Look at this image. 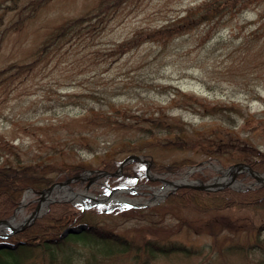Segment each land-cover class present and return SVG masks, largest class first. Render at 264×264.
Here are the masks:
<instances>
[{"label":"rangeland","instance_id":"1","mask_svg":"<svg viewBox=\"0 0 264 264\" xmlns=\"http://www.w3.org/2000/svg\"><path fill=\"white\" fill-rule=\"evenodd\" d=\"M208 2L218 12L200 22L197 11ZM159 117L183 123L187 133L174 138L139 129ZM214 132L225 141L222 160L245 151L243 139L264 151V0H0V159L13 147L26 161L46 163L53 177L62 167L83 166L86 176L72 189L95 196L109 186L106 177L87 171L102 169L106 159L138 153L160 164L192 162L175 172L154 171L148 184L114 194L127 203L86 197L90 205L84 209L101 225L135 237L164 234L179 219L199 227L207 215L196 220L192 209L168 210L160 206L166 196L146 191L164 185L157 177L182 178L191 169L206 180L220 175L223 167L211 156ZM249 155L242 154L245 161ZM238 179L237 189L254 182L248 174ZM36 197L27 191L15 221L35 206ZM228 214L264 223V209L238 207ZM183 228L169 238L200 254L156 255L148 264L245 262L218 254L230 229L214 242L208 231ZM260 237L264 241V230ZM69 242L75 264H87L95 246ZM130 255L104 264H136ZM249 256L250 264H262L264 248Z\"/></svg>","mask_w":264,"mask_h":264},{"label":"trees","instance_id":"2","mask_svg":"<svg viewBox=\"0 0 264 264\" xmlns=\"http://www.w3.org/2000/svg\"><path fill=\"white\" fill-rule=\"evenodd\" d=\"M214 2H208L203 5L202 9L197 11L198 20H210L217 13ZM183 29L189 27L188 16L182 22ZM170 29L169 33L178 32V28ZM161 28L159 32L165 31ZM143 129L152 134L155 132H166L168 136L180 138L187 133L183 123L166 118H154L150 125ZM210 138L212 147V157H214L222 166L229 163L244 160L242 154L251 153L247 159L251 167L255 170H264V151L255 147L252 142L243 139L245 151L237 150L227 161L220 159L218 153L225 148L223 137L216 135V132ZM227 141L231 139L230 131L225 134ZM173 144L182 145L181 142ZM171 144V143H170ZM237 146H241L237 144ZM10 156L0 159V219L8 218L19 204L23 192L27 188L40 190L48 186L55 178L63 179L72 176L83 169V166L68 165L62 167L63 173L58 177H53L48 172L46 163L41 164L37 159L24 160L17 149L11 147L8 149ZM211 159V157H210ZM186 159L173 161L167 164H160L152 161L151 170L175 172L180 170ZM119 165V160L109 158L103 161L102 169L113 171ZM145 165L138 161L128 162L124 165L122 173L118 176H107L106 183L109 186H130L138 183H149L146 179ZM195 176L202 177L200 174ZM167 207L168 210L182 209L184 211L192 209L195 211V219L207 215L208 218L203 220L199 227H190L187 220H178L176 225H170L163 231L164 234L157 235L152 232L141 234L140 236H127L112 228L101 225L94 219L86 209H77L67 202H53L49 205L47 211L37 217L30 225L22 231L13 233L1 240H7L13 243L12 248L0 249V264H75L76 255L73 254L74 247L69 241H81L90 244L95 248L91 249L90 256L87 257V264H104L105 260L116 258V255H130L136 264H148L156 255L182 254L184 256L199 255L200 250L194 251L188 245L176 242L170 239L172 235L180 232L182 225L186 233L198 231H208L216 241L224 229H230L231 235L225 231L221 239L223 242L218 243V254L226 256L228 254L242 257L245 261L243 264H250L249 255L254 248H264V241L261 240L260 233L264 230V223L254 225L251 220L245 219L238 221L229 217L228 211L238 207H250L255 209H264V185H256L243 190H236L231 187H224L217 190H204L190 187H181L170 193L164 202L160 205ZM29 207L28 209H32ZM159 208V206L157 207ZM156 209V208H153ZM154 211V210H153ZM85 222L87 228L80 233L60 236L61 231L69 225ZM158 227V226H156ZM154 227V228H156ZM176 227V229H174ZM158 229L161 230L160 227ZM174 229V230H173ZM150 230V229H149ZM181 230V231H182ZM152 231V230H151ZM199 231V232H200ZM148 236V237H147ZM263 241V242H262ZM220 246L221 244H224ZM76 253V252H75ZM241 255V256H240ZM264 264V260L262 261Z\"/></svg>","mask_w":264,"mask_h":264},{"label":"water","instance_id":"3","mask_svg":"<svg viewBox=\"0 0 264 264\" xmlns=\"http://www.w3.org/2000/svg\"><path fill=\"white\" fill-rule=\"evenodd\" d=\"M139 160V161H145L147 163V166L149 164L148 161L144 160L140 155H136V154H131V155H128L127 157H125L118 170H116L115 172H113V174L117 173L122 165L130 160ZM246 169L247 170V173L251 176H253L257 182H260L262 184H264V177H263V173H260V172H257L255 170H253L248 163H245V162H239V163H235V164H232V165H229L225 171L223 172V175H229L228 179L226 178H222V179H216L215 181H200V180H196V181H188V182H182V183H175L174 181H170V183H173V186H174V189L177 188V187H181V186H189V187H194V188H200V189H217V188H220V187H223V186H228V185H231L233 183V181H237L236 179V174L242 169ZM148 169V167H147ZM101 173L97 174V175H100ZM103 174V173H102ZM96 175V176H97ZM80 176H76L75 178H78ZM73 178H68V179H65V180H62V181H57L53 184H51L48 188L46 189H43V190H40L38 191L37 193L39 194L38 198H37V204H36V207L35 209L30 212L28 214V216L23 220L21 221L19 224L17 225H12L10 222V220L12 219H0V236L2 237H5L7 236L8 234L10 233H13V232H17V231H20V230H23L27 225H29L30 223H32L34 221V219L37 217V216H40L44 210H40V205H41V202L43 200V195L45 193V191H49L52 187L56 186V185H66L68 184L70 181H72ZM172 189V190H174ZM53 201V199L47 201L45 204L48 206V204ZM5 227L8 228L9 230L8 231H5ZM2 228H4L3 230H1ZM86 228V224L85 223H80L76 226H68L66 228L63 229V231L61 232V236H65V235H68L69 233H79L81 232L82 230H84ZM12 247V244L8 241H0V249L1 248H10Z\"/></svg>","mask_w":264,"mask_h":264},{"label":"bare ground","instance_id":"4","mask_svg":"<svg viewBox=\"0 0 264 264\" xmlns=\"http://www.w3.org/2000/svg\"><path fill=\"white\" fill-rule=\"evenodd\" d=\"M263 177H264V174H263ZM168 187L167 186H165V188H164V190L162 191V192H165V190L167 189ZM68 194H69V197H72L73 198V200H79L80 202H82V199L80 198L81 196V194L80 193H78V194H73V195H71L70 193H69V191L67 190L66 191V193H64V194H60V192H59V190H57V189H52L51 191H49L48 193H45L43 196H45L44 197V199H43V201L41 202V205L40 206H44V203L48 200V199H54L55 197H59V198H64V197H66V196H68ZM156 194H158V193H156ZM71 195V196H70ZM84 202V201H83ZM82 202V203H83ZM16 216V215H15ZM15 216H13V218H12V220H11V223L13 224V225H15L16 224V222H15Z\"/></svg>","mask_w":264,"mask_h":264}]
</instances>
